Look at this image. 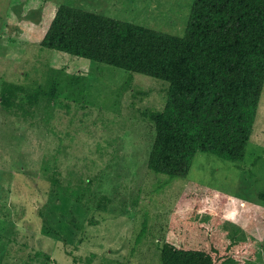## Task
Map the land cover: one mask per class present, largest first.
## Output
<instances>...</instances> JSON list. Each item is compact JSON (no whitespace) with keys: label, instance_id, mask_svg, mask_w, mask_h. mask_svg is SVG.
Instances as JSON below:
<instances>
[{"label":"rangeland","instance_id":"obj_1","mask_svg":"<svg viewBox=\"0 0 264 264\" xmlns=\"http://www.w3.org/2000/svg\"><path fill=\"white\" fill-rule=\"evenodd\" d=\"M192 3L0 0V264H161L173 215L264 264V87L244 159L197 150L175 178L148 166L169 84L41 44L61 4L182 36Z\"/></svg>","mask_w":264,"mask_h":264},{"label":"trees","instance_id":"obj_2","mask_svg":"<svg viewBox=\"0 0 264 264\" xmlns=\"http://www.w3.org/2000/svg\"><path fill=\"white\" fill-rule=\"evenodd\" d=\"M41 44L169 84L163 109L150 113L151 170L185 177L197 150L244 159L264 87V0H193L182 36L61 4ZM220 222L173 215L161 264L251 259L252 246L223 239Z\"/></svg>","mask_w":264,"mask_h":264}]
</instances>
